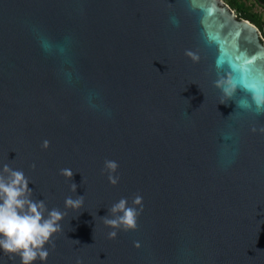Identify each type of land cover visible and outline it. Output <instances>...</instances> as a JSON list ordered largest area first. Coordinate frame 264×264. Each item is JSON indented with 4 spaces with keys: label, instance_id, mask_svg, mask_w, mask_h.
Segmentation results:
<instances>
[{
    "label": "water",
    "instance_id": "water-1",
    "mask_svg": "<svg viewBox=\"0 0 264 264\" xmlns=\"http://www.w3.org/2000/svg\"><path fill=\"white\" fill-rule=\"evenodd\" d=\"M225 76L231 99L213 83ZM253 93L264 38L223 0H0V169L67 212L46 264H264ZM137 194V230L109 239L102 217ZM0 264L20 259L0 251Z\"/></svg>",
    "mask_w": 264,
    "mask_h": 264
},
{
    "label": "clouds",
    "instance_id": "clouds-1",
    "mask_svg": "<svg viewBox=\"0 0 264 264\" xmlns=\"http://www.w3.org/2000/svg\"><path fill=\"white\" fill-rule=\"evenodd\" d=\"M174 23H178L174 21ZM185 55L193 62H198L200 57L192 50H185ZM214 86L221 89L222 93L231 99L237 85L231 77H221L214 82ZM252 100L260 111L257 114H264V93H253ZM221 103H226L222 101ZM238 106V105H237ZM253 132L259 131L264 134V126L253 127ZM48 140L43 141L42 147H49ZM35 168L36 165L31 166ZM119 164L115 160L106 159L102 172H107L108 180L112 185L119 182V175H116ZM60 175L70 180L74 173L69 168L60 169ZM30 179L22 170H15L8 164L0 169V251L15 259L19 257L20 264H35L36 261L46 264L49 256V248H55L54 235L63 231L61 221L67 215L66 211L58 208L49 210L44 200L33 199V190L29 187ZM77 184L71 183L70 190L76 193ZM84 202V196L79 195L73 198H65V209H79ZM143 197L135 195L129 205L127 198H121L112 204L108 209V215L103 216V222L113 230L108 233L109 239H115L118 231H135L138 228V220L143 213ZM77 244L78 239H73ZM139 247V242H134ZM47 246V247H46ZM77 264H81L78 260Z\"/></svg>",
    "mask_w": 264,
    "mask_h": 264
},
{
    "label": "trees",
    "instance_id": "trees-1",
    "mask_svg": "<svg viewBox=\"0 0 264 264\" xmlns=\"http://www.w3.org/2000/svg\"><path fill=\"white\" fill-rule=\"evenodd\" d=\"M232 10L235 11L237 17L248 20L256 25L264 38V18L252 11L253 5L264 8V0H223Z\"/></svg>",
    "mask_w": 264,
    "mask_h": 264
},
{
    "label": "rangeland",
    "instance_id": "rangeland-1",
    "mask_svg": "<svg viewBox=\"0 0 264 264\" xmlns=\"http://www.w3.org/2000/svg\"><path fill=\"white\" fill-rule=\"evenodd\" d=\"M252 11L259 14L262 18H264V8L257 5H253Z\"/></svg>",
    "mask_w": 264,
    "mask_h": 264
}]
</instances>
